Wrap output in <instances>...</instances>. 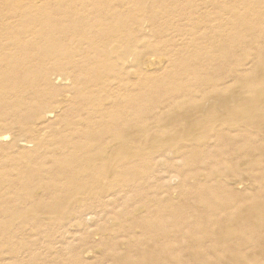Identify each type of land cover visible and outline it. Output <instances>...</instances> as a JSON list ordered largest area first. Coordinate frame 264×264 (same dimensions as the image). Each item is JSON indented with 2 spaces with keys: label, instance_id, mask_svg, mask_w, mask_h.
I'll return each instance as SVG.
<instances>
[{
  "label": "bare ground",
  "instance_id": "1",
  "mask_svg": "<svg viewBox=\"0 0 264 264\" xmlns=\"http://www.w3.org/2000/svg\"><path fill=\"white\" fill-rule=\"evenodd\" d=\"M0 264H264V0H0Z\"/></svg>",
  "mask_w": 264,
  "mask_h": 264
},
{
  "label": "rangeland",
  "instance_id": "2",
  "mask_svg": "<svg viewBox=\"0 0 264 264\" xmlns=\"http://www.w3.org/2000/svg\"><path fill=\"white\" fill-rule=\"evenodd\" d=\"M172 179H175V178H172ZM176 180V179H175ZM172 181H174V180H172ZM174 182H176V181H174ZM172 184H174L173 182H171Z\"/></svg>",
  "mask_w": 264,
  "mask_h": 264
}]
</instances>
